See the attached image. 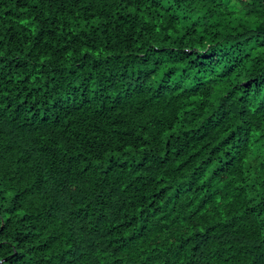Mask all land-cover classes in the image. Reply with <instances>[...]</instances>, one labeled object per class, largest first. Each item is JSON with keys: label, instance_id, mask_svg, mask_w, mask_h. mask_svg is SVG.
<instances>
[{"label": "trees", "instance_id": "trees-1", "mask_svg": "<svg viewBox=\"0 0 264 264\" xmlns=\"http://www.w3.org/2000/svg\"><path fill=\"white\" fill-rule=\"evenodd\" d=\"M0 264H264V0H0Z\"/></svg>", "mask_w": 264, "mask_h": 264}]
</instances>
